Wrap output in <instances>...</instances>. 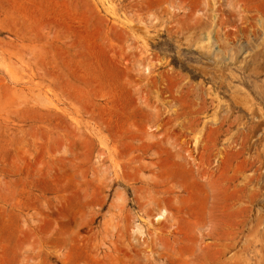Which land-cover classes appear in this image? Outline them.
<instances>
[{
  "label": "rangeland",
  "instance_id": "rangeland-1",
  "mask_svg": "<svg viewBox=\"0 0 264 264\" xmlns=\"http://www.w3.org/2000/svg\"><path fill=\"white\" fill-rule=\"evenodd\" d=\"M0 264H264V0H0Z\"/></svg>",
  "mask_w": 264,
  "mask_h": 264
}]
</instances>
